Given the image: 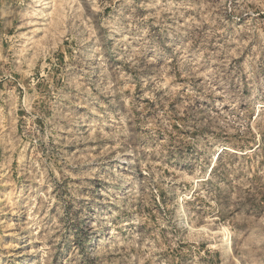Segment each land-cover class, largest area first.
Masks as SVG:
<instances>
[{"label": "rangeland", "instance_id": "374dc122", "mask_svg": "<svg viewBox=\"0 0 264 264\" xmlns=\"http://www.w3.org/2000/svg\"><path fill=\"white\" fill-rule=\"evenodd\" d=\"M0 264H264V0H0Z\"/></svg>", "mask_w": 264, "mask_h": 264}]
</instances>
